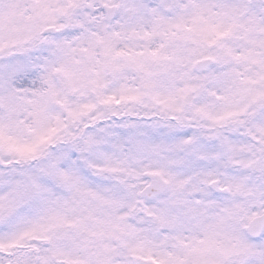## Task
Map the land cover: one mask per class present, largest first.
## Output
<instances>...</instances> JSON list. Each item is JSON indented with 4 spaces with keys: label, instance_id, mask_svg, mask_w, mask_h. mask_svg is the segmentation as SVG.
Returning a JSON list of instances; mask_svg holds the SVG:
<instances>
[{
    "label": "snow or ice",
    "instance_id": "6c2138e0",
    "mask_svg": "<svg viewBox=\"0 0 264 264\" xmlns=\"http://www.w3.org/2000/svg\"><path fill=\"white\" fill-rule=\"evenodd\" d=\"M0 264H264V0H0Z\"/></svg>",
    "mask_w": 264,
    "mask_h": 264
}]
</instances>
